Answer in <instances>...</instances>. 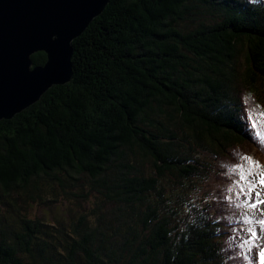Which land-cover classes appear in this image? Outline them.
Segmentation results:
<instances>
[{"label":"trees","instance_id":"trees-1","mask_svg":"<svg viewBox=\"0 0 264 264\" xmlns=\"http://www.w3.org/2000/svg\"><path fill=\"white\" fill-rule=\"evenodd\" d=\"M252 1L110 0L70 82L0 121V264H218L226 201L191 198L264 106Z\"/></svg>","mask_w":264,"mask_h":264},{"label":"water","instance_id":"water-1","mask_svg":"<svg viewBox=\"0 0 264 264\" xmlns=\"http://www.w3.org/2000/svg\"><path fill=\"white\" fill-rule=\"evenodd\" d=\"M110 0H0V121L72 78V43ZM43 53L44 65L32 56Z\"/></svg>","mask_w":264,"mask_h":264},{"label":"snow or ice","instance_id":"snow-or-ice-1","mask_svg":"<svg viewBox=\"0 0 264 264\" xmlns=\"http://www.w3.org/2000/svg\"><path fill=\"white\" fill-rule=\"evenodd\" d=\"M251 97H245V103ZM264 106L247 109V121L252 138L264 147ZM226 174L231 182L226 186L224 197L230 208L240 210L238 216L228 217L242 225L244 235L236 243L237 256L244 264H264V165L249 155H240L238 162L227 166ZM257 213L259 215H257ZM238 229L233 228V234ZM231 247V245H229ZM254 253V255H253Z\"/></svg>","mask_w":264,"mask_h":264},{"label":"rangeland","instance_id":"rangeland-1","mask_svg":"<svg viewBox=\"0 0 264 264\" xmlns=\"http://www.w3.org/2000/svg\"><path fill=\"white\" fill-rule=\"evenodd\" d=\"M253 1L254 2L255 1L256 2H260V3H262V5H264L261 0H253ZM257 104L258 103L255 102L254 98H251L250 101L248 102L249 108H253ZM261 110H264V109L262 108ZM245 120H246V123H245L246 126L249 127L247 119H245ZM244 154L252 156V157L255 158V155L253 154V150L252 149H249L247 147H241L239 145L231 146V148L228 150V155L225 154L223 157L213 158L212 156H209V155H203V156H205V160L212 161L211 162L212 163V167H214V169L211 171L210 177L212 178L217 173H220V175L218 174L219 177H218L217 185L214 186L215 188L213 187L214 188L213 191L217 190V191H219V193H217V194H220L221 193L220 189H221L224 196L227 194L225 192V188L231 182V179L235 178V177H229L226 174L227 166L237 163L238 162V157L240 155H244ZM260 163L262 165H264V161L261 160V159H260ZM211 182L213 183L212 180H211ZM202 185H201V187H202ZM209 185H210V183H209ZM198 192L199 191H196L197 194H198ZM212 192H210V194ZM203 193H204V191L201 190V192L199 193V197L200 198L203 197V196L205 197L207 195L208 196L210 195V194H203ZM212 195L215 196L213 193H212ZM211 203L212 204L214 203L216 205L217 201L216 200H212ZM261 207H264V205H262ZM212 218L213 217H209V221H211ZM213 219H214V222L217 223L218 226H220L215 234L216 235H219V234L222 235L224 233L222 230H223V226H224L225 223L222 220H219V219H216V218H213ZM229 231H232V229H229ZM236 237H237L236 234H233V235L223 234L221 236V238H220L219 243L217 241V243H218L217 254H218V256H220V258L218 260V264H233L232 260L235 258V256L232 253L233 250L230 248L229 245L233 246V241L235 240Z\"/></svg>","mask_w":264,"mask_h":264},{"label":"clouds","instance_id":"clouds-1","mask_svg":"<svg viewBox=\"0 0 264 264\" xmlns=\"http://www.w3.org/2000/svg\"><path fill=\"white\" fill-rule=\"evenodd\" d=\"M262 2H263V4H264V0H261ZM255 102L256 103H258L256 100H255ZM249 108V106H248V104H247V107L245 108L246 109V114H247V109ZM244 118L245 119H247V117L246 116H244ZM244 119V120H245ZM246 131H247V134H248V136H249V139L250 140H247V142H246V146L249 148V149H252L253 150V154L255 155V158H258L259 157V155H258V147H256L255 146V144L252 142V140H251V137H252V130H251V128H249L248 126H246ZM258 148V149H257ZM214 169V167H211L210 168V171L208 172L209 174H208V179L206 180V182L205 183H203V185H202V187H201V185L198 183V185H197V191H199L198 192V194L196 193L195 194V196L193 197V198H191V204H194L195 203V201L194 200H196V199H199V200H201L202 202H204V196L203 197H199V193L201 192V190H203L204 191V193L203 194H207L209 191H211L212 189H214L215 187L214 186H216L217 185V182H218V177H219V175H220V173H217L216 175H214L212 178L210 177V174H211V171ZM219 174V175H218ZM211 180L213 181V183L211 182ZM209 183H210V185H209ZM214 187V188H213ZM220 191H221V193H222V190L220 189ZM219 191H217V190H215V191H213L212 193L215 195V196H212V199H214V198H216V197H218V193ZM212 193L210 194V195H212ZM222 198L224 199V195H223V193H222ZM206 198H208L209 199V196L207 195V196H205ZM214 200H216L217 201V203H218V199L216 198V199H214ZM225 200V199H224ZM225 204L227 205V209L228 210H237V209H233V208H230L229 207V205H228V203L227 202H225ZM211 205H212V203H211ZM224 210H222V212H218L220 215H221V220L225 223L224 224V226H223V228H226V225L227 224H229L228 223V217H232V216H237V215H235V214H228V215H225L224 213ZM224 217H226V218H224ZM234 222V221H233ZM223 231V230H222Z\"/></svg>","mask_w":264,"mask_h":264},{"label":"bare ground","instance_id":"bare-ground-1","mask_svg":"<svg viewBox=\"0 0 264 264\" xmlns=\"http://www.w3.org/2000/svg\"><path fill=\"white\" fill-rule=\"evenodd\" d=\"M252 2H254V1H252ZM244 122L246 123V120H244ZM211 156V155H210ZM213 158H217V156L216 157H214V156H212ZM88 178V177H87ZM79 180V179H78ZM197 186V185H196ZM196 191H197V187L195 188V193L194 194H196ZM65 192V191H64ZM194 194H193V196H194ZM239 264V263H238Z\"/></svg>","mask_w":264,"mask_h":264}]
</instances>
